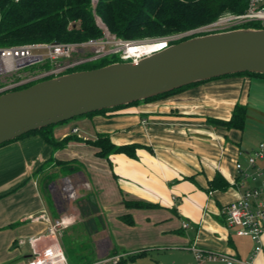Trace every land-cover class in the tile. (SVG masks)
Instances as JSON below:
<instances>
[{
  "label": "crops",
  "instance_id": "crops-1",
  "mask_svg": "<svg viewBox=\"0 0 264 264\" xmlns=\"http://www.w3.org/2000/svg\"><path fill=\"white\" fill-rule=\"evenodd\" d=\"M237 104L248 108L244 130H229L207 121L230 120ZM101 134L109 135L117 146H141L136 159L123 154L100 159L96 148L74 141L54 151L38 135L1 147L0 229L22 223L13 232H36L29 241L33 254L39 252L38 247L47 241L46 218L50 219L40 170L52 158L77 161L83 170L74 175L85 176L92 195H96L92 203L100 214H111L121 206L120 214H131L134 220L132 232L140 248H114L116 254L172 246L191 258L189 264H198L192 248L251 261L255 243L228 228L224 210L239 198L234 185L239 179L236 164L253 173L247 164L248 154L264 143V78L229 76L212 80L169 97L55 126L50 136L55 141L73 137L86 142L95 141ZM216 177L228 187L211 189ZM124 201L154 208L128 209ZM253 262L264 264V237L262 252Z\"/></svg>",
  "mask_w": 264,
  "mask_h": 264
},
{
  "label": "water",
  "instance_id": "water-1",
  "mask_svg": "<svg viewBox=\"0 0 264 264\" xmlns=\"http://www.w3.org/2000/svg\"><path fill=\"white\" fill-rule=\"evenodd\" d=\"M97 23L110 34L99 18ZM246 73L264 75V29L198 35L138 61L62 75L0 96V146L93 113Z\"/></svg>",
  "mask_w": 264,
  "mask_h": 264
},
{
  "label": "trees",
  "instance_id": "trees-1",
  "mask_svg": "<svg viewBox=\"0 0 264 264\" xmlns=\"http://www.w3.org/2000/svg\"><path fill=\"white\" fill-rule=\"evenodd\" d=\"M247 4L248 0H98L96 5H94L93 0H20L19 2L3 0L0 4V46H17L22 43H84L89 40H100L104 37V33L97 23V18L101 20L112 35L124 41L146 37L173 36L176 33L191 31L214 23L226 14H243L246 12ZM195 36L198 34L184 37L173 44ZM117 62H121L120 57L111 56L96 64L82 67L78 71L98 69ZM234 76L264 78V75L250 73ZM200 84H194L143 102L169 97ZM139 103L87 116L107 114ZM247 118V106L237 104L230 120L208 119L207 121L217 127L242 131L245 129ZM54 127L50 126L24 135L0 146V148L36 135L41 136L54 151L66 148L72 141L91 145L98 150L96 157L105 160H109L112 155L117 154L136 159V152L141 148L136 144L117 146L111 141L109 135L105 134L99 135L95 141L85 142L80 139L75 140L73 137L55 141L50 136ZM52 165L54 168L60 169L59 172H62L64 176L74 175L83 170V166L77 161L62 162L52 158L42 166L40 173L45 174ZM49 180H51L50 183H53L56 178L51 177ZM50 183L46 185L48 188ZM227 187L228 184L223 183L220 177H216L211 182V189L213 190H224ZM124 205L128 209L146 210L154 208V206L142 202L124 201ZM121 220L129 226H134L131 215L124 216ZM116 253L114 252V254ZM145 254L146 251L143 250L132 257V260L135 261L136 258L143 257ZM82 261L83 263L77 264L96 262L87 259H82Z\"/></svg>",
  "mask_w": 264,
  "mask_h": 264
},
{
  "label": "built area",
  "instance_id": "built-area-1",
  "mask_svg": "<svg viewBox=\"0 0 264 264\" xmlns=\"http://www.w3.org/2000/svg\"><path fill=\"white\" fill-rule=\"evenodd\" d=\"M2 1L0 0V4ZM19 1L15 0V2ZM245 28L264 29V0H248L245 13L240 15L226 14L214 23L203 26L187 35H182L179 39H174L172 36L151 42L162 43L163 48L156 51L159 52L190 35L212 34ZM103 33L102 39L89 40L84 43H32L17 47H0V96L70 72H77L78 69L96 64L107 57L119 56L121 62L138 61L144 58L134 57L130 53V49L141 44L118 39L105 30ZM37 65L42 66L38 71H25L27 68ZM73 133H78V129H75ZM247 164L253 173H248L241 163L236 164L239 179L234 185L239 191V198L226 206L224 213L228 228L234 230L238 237L250 238L255 243V254L248 262L234 255L192 248L198 264H254L255 257L262 252L264 237V143H261L248 154ZM258 181H262L263 184L255 186L254 183ZM46 222L49 225L48 236L56 238V230L62 224L57 222L56 225H53L49 218H46ZM183 228L187 229L188 225L184 224ZM136 254H116L90 264H137L132 260ZM28 264L69 263L61 245L56 241L30 256Z\"/></svg>",
  "mask_w": 264,
  "mask_h": 264
},
{
  "label": "rangeland",
  "instance_id": "rangeland-1",
  "mask_svg": "<svg viewBox=\"0 0 264 264\" xmlns=\"http://www.w3.org/2000/svg\"><path fill=\"white\" fill-rule=\"evenodd\" d=\"M195 30L197 29L176 33V35H173L174 39H179L181 38L180 36L187 35ZM169 37L172 36L159 38L146 37L131 39L129 41L145 45L151 41H159ZM29 44L32 43H22L17 46ZM41 67L37 65L27 68L25 71L34 72L41 69ZM85 117L74 119L64 123V125L75 124L77 120ZM51 169L45 174L40 175L39 179L43 183V193L48 204L50 221L53 225L60 222L62 226L57 228L56 238H52L51 236L46 237L45 240L47 241L38 247L40 248L38 251L57 241L61 245L68 263L77 264L83 263L82 259L99 261L105 257L112 256L114 248H117V251H121L120 249L134 251L140 248L136 247V242H139V239L133 234L132 227L121 220L122 217L127 216V214H120L121 206H116V210H112L111 214L101 215L100 210L94 207L95 205L92 203V201H95L92 197H96V195H92L93 193L88 188L84 175L64 176L62 172H59L60 169H53V167ZM51 177L56 178L54 184L50 183L51 180L49 179ZM47 183H50L49 188L46 186ZM106 218L112 226L107 223ZM21 226L22 223L16 222L0 229V234L4 233L0 235V264H28L29 257L33 255L34 249L29 239L33 238L32 235L36 232H32V235L28 234V232H13ZM48 230L49 226L47 227ZM16 243L18 247H15ZM144 251H146V255L139 258L136 262L137 264H189L191 261V258L186 256L185 253L181 254L182 251L180 249L173 248L172 246L150 248ZM136 253L139 254L141 252Z\"/></svg>",
  "mask_w": 264,
  "mask_h": 264
},
{
  "label": "bare ground",
  "instance_id": "bare-ground-1",
  "mask_svg": "<svg viewBox=\"0 0 264 264\" xmlns=\"http://www.w3.org/2000/svg\"><path fill=\"white\" fill-rule=\"evenodd\" d=\"M161 44L162 43L149 42V44L138 45V46L130 49V53L134 57H137V58L141 57L142 58V57H145L147 55H150V54L162 49L163 45H161Z\"/></svg>",
  "mask_w": 264,
  "mask_h": 264
}]
</instances>
